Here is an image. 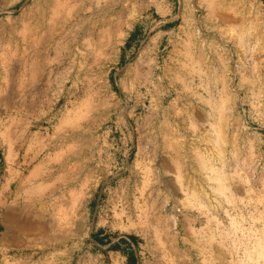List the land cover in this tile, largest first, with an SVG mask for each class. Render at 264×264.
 <instances>
[{
    "label": "rangeland",
    "instance_id": "374dc122",
    "mask_svg": "<svg viewBox=\"0 0 264 264\" xmlns=\"http://www.w3.org/2000/svg\"><path fill=\"white\" fill-rule=\"evenodd\" d=\"M66 2L0 0V264H264V0Z\"/></svg>",
    "mask_w": 264,
    "mask_h": 264
},
{
    "label": "crops",
    "instance_id": "0c3cea01",
    "mask_svg": "<svg viewBox=\"0 0 264 264\" xmlns=\"http://www.w3.org/2000/svg\"><path fill=\"white\" fill-rule=\"evenodd\" d=\"M12 195L10 191L0 189V249H11L16 240H25V236L20 233H11L8 228V218L13 212L11 209ZM15 199V198H14ZM6 264H13L6 262Z\"/></svg>",
    "mask_w": 264,
    "mask_h": 264
},
{
    "label": "bare ground",
    "instance_id": "6f19581e",
    "mask_svg": "<svg viewBox=\"0 0 264 264\" xmlns=\"http://www.w3.org/2000/svg\"><path fill=\"white\" fill-rule=\"evenodd\" d=\"M70 1H71V0H69V2H70ZM69 2H66V3H69ZM53 4L55 5V3H53ZM55 7H56V8H55ZM59 7H61V3L56 4V6H54V8H55L57 11L52 7V10H53V9L55 10V11L53 10L54 13H55V12H58V9H57V8H59ZM59 9H60V8H59ZM65 9H66V8H65ZM56 14H57V13H56ZM24 26H25V25H24ZM25 28H26V26H25ZM29 30H30V29H29ZM18 31H19V30H18ZM44 39H46V38L44 37ZM42 42H43V40H42ZM33 46H34V45H33ZM35 75H36V74H35Z\"/></svg>",
    "mask_w": 264,
    "mask_h": 264
}]
</instances>
